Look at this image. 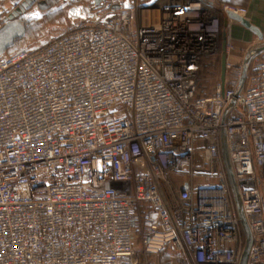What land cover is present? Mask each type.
Returning a JSON list of instances; mask_svg holds the SVG:
<instances>
[{"label": "built area", "instance_id": "2783aa9c", "mask_svg": "<svg viewBox=\"0 0 264 264\" xmlns=\"http://www.w3.org/2000/svg\"><path fill=\"white\" fill-rule=\"evenodd\" d=\"M94 6L48 43L0 56V264H157L163 250L240 264L223 129L247 264H264V53L223 123L243 67L228 24L224 86L197 96L202 59L221 56L217 11H247L223 0ZM16 9L0 2V28ZM144 12L158 21L142 23Z\"/></svg>", "mask_w": 264, "mask_h": 264}, {"label": "water", "instance_id": "95a60500", "mask_svg": "<svg viewBox=\"0 0 264 264\" xmlns=\"http://www.w3.org/2000/svg\"><path fill=\"white\" fill-rule=\"evenodd\" d=\"M36 0H26L22 3V6L13 11L9 17L5 20L2 27L0 28V56L4 55L11 47L15 45L18 40L24 38L27 27L26 25L16 18L26 10H28L33 2ZM108 0H94L96 6H100L103 2H107ZM159 0H150L144 3L143 8H149L154 6ZM126 8H131V4L126 2L124 5ZM118 7V6H117ZM48 8V4L46 2L42 3L38 10L30 11L26 15L27 22L32 19H40L43 16V12ZM229 20L236 21L240 23L243 27L255 33L259 38L260 42L252 45L246 52L243 59V67H242V75L239 80L238 88L236 91V95L234 99L230 102L228 107L226 108L223 114V123L225 122L228 113L235 106L237 99H239L245 90L246 82L248 79L249 71L253 60L264 53V39L261 31L253 26L246 18L238 15L233 11H229L227 13V17L225 18V28L229 24ZM226 62H227V43H226V33H224V40L222 44V56H221V84L224 86L225 77H226ZM221 154L223 157L226 173L228 176L229 184L232 190L234 202L237 208V212L239 215L240 222L244 228L245 232V246L242 253V257L240 260V264H247L248 257L252 245V235L249 228V225L246 220V216L243 210V203L240 196L239 189L237 187V183L235 181L233 169L230 163V158L228 154L227 148V138L225 129L222 130L221 133Z\"/></svg>", "mask_w": 264, "mask_h": 264}, {"label": "rangeland", "instance_id": "374dc122", "mask_svg": "<svg viewBox=\"0 0 264 264\" xmlns=\"http://www.w3.org/2000/svg\"><path fill=\"white\" fill-rule=\"evenodd\" d=\"M22 1L24 0H10L6 6L12 10L17 8ZM131 1L141 5L146 0ZM49 3L51 9L44 12L45 16L42 20L35 21L29 26L25 39L15 46L16 50H34L69 31L74 21H85L87 16L96 11L94 10V0H49ZM244 56L245 53L238 62H243ZM217 61L216 63H218ZM220 66L221 60H219L218 74L221 70ZM174 259L173 261H176Z\"/></svg>", "mask_w": 264, "mask_h": 264}, {"label": "trees", "instance_id": "16d2710c", "mask_svg": "<svg viewBox=\"0 0 264 264\" xmlns=\"http://www.w3.org/2000/svg\"><path fill=\"white\" fill-rule=\"evenodd\" d=\"M25 1L26 0L22 1L17 8L21 7L22 3L25 2ZM120 1L121 0H109V2L112 5H119ZM44 2H46L48 4V8L44 12L50 10L51 9V5L49 3V0H36V1L33 2V4L31 5V7L28 10H26L23 13H21L16 18V20L22 21L26 25L27 31H28L29 26L33 22L40 21L45 16L44 12H43L42 18H40V19H32L31 21L27 22V19H26L27 13L30 12V11H34L35 9H38V7ZM230 5H232V4H230ZM99 9H101V7H96L95 10H99ZM217 14L219 15V17L221 19V30H222L221 37H222V40H224L225 15L221 11H217ZM27 31H26V34H27ZM26 34H25L24 38H22L21 40H18L15 43V45L13 47H11L5 54L14 55V54H17V53H19L21 51H24V50H16L15 46L19 42H21L22 40L25 39ZM221 55H222V49H221ZM220 58H221V56L219 57V59L217 61L218 63L214 62L213 59L211 57H208V56L204 57L202 59V61L200 63L199 76H198L197 96H207V95L212 94V92L214 91L215 87L220 83V81H221V70H220L219 74L217 72L219 70L218 65H219V60H221ZM250 72H251V67H250L249 73ZM233 200H234V198H233ZM240 225H241V229H242V242L245 244L244 228H243L242 224H240ZM174 258L176 259V261H173ZM185 261L186 260H185V258L183 256H181V255H175L174 256L171 253H168L167 250H163L160 253V255L157 257V264H187Z\"/></svg>", "mask_w": 264, "mask_h": 264}, {"label": "crops", "instance_id": "0c3cea01", "mask_svg": "<svg viewBox=\"0 0 264 264\" xmlns=\"http://www.w3.org/2000/svg\"><path fill=\"white\" fill-rule=\"evenodd\" d=\"M8 1L10 2V0H0V2L5 5ZM148 1L150 0H146L144 3ZM223 2L226 4L229 3L228 5L231 7L245 9L247 11L245 18L261 31L264 39V0H223ZM144 3L141 5H144ZM8 10L10 11L11 9ZM229 24L231 26L230 37L235 48L234 51L231 52L230 59L233 62H238L241 59L240 57L243 56L244 53L246 54L247 50L255 43L260 42V40L255 33L243 27L240 23L229 21ZM259 188L264 201V177L260 181ZM185 262L187 264H192L187 260Z\"/></svg>", "mask_w": 264, "mask_h": 264}, {"label": "bare ground", "instance_id": "6f19581e", "mask_svg": "<svg viewBox=\"0 0 264 264\" xmlns=\"http://www.w3.org/2000/svg\"><path fill=\"white\" fill-rule=\"evenodd\" d=\"M158 18H159V16H158L157 13L155 14L154 12H144L142 14V18L141 19H142V23L151 24V23L157 22Z\"/></svg>", "mask_w": 264, "mask_h": 264}, {"label": "flooded vegetation", "instance_id": "af4514ba", "mask_svg": "<svg viewBox=\"0 0 264 264\" xmlns=\"http://www.w3.org/2000/svg\"><path fill=\"white\" fill-rule=\"evenodd\" d=\"M40 5V4H39ZM40 7V6H39ZM39 7H38V9H39ZM38 9H35L34 11H36V10H38Z\"/></svg>", "mask_w": 264, "mask_h": 264}]
</instances>
